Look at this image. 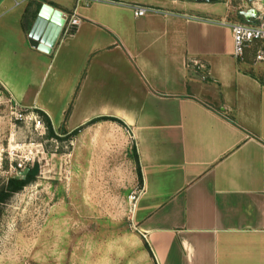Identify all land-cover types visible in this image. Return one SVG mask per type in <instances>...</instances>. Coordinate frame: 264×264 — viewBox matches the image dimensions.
<instances>
[{
	"label": "crops",
	"instance_id": "crops-1",
	"mask_svg": "<svg viewBox=\"0 0 264 264\" xmlns=\"http://www.w3.org/2000/svg\"><path fill=\"white\" fill-rule=\"evenodd\" d=\"M263 1L0 0L7 100L75 134L90 167L133 144L150 264H264V65L256 43L235 57L230 27ZM44 4L66 20L50 54L28 42Z\"/></svg>",
	"mask_w": 264,
	"mask_h": 264
},
{
	"label": "rangeland",
	"instance_id": "rangeland-1",
	"mask_svg": "<svg viewBox=\"0 0 264 264\" xmlns=\"http://www.w3.org/2000/svg\"><path fill=\"white\" fill-rule=\"evenodd\" d=\"M246 3L230 0L234 11ZM5 94L0 86V190L26 168L40 169L0 204V264H107L111 255L150 264L132 217L141 190L133 144L90 167L86 153H73L75 134L48 137L42 117Z\"/></svg>",
	"mask_w": 264,
	"mask_h": 264
},
{
	"label": "water",
	"instance_id": "water-1",
	"mask_svg": "<svg viewBox=\"0 0 264 264\" xmlns=\"http://www.w3.org/2000/svg\"><path fill=\"white\" fill-rule=\"evenodd\" d=\"M199 4H211L221 0H189ZM248 3L253 4L257 0H247ZM239 16L243 18L246 23H253L258 17V11L255 8H250L247 11H240ZM66 20L63 13L53 7L44 4L39 10L37 18L28 34V42L31 48L40 52L50 54L56 45ZM29 173V168H26L22 177L25 178Z\"/></svg>",
	"mask_w": 264,
	"mask_h": 264
},
{
	"label": "built area",
	"instance_id": "built-area-1",
	"mask_svg": "<svg viewBox=\"0 0 264 264\" xmlns=\"http://www.w3.org/2000/svg\"><path fill=\"white\" fill-rule=\"evenodd\" d=\"M147 11L148 9L146 7H138L135 10V16L142 17ZM78 22L77 19L71 18L68 22V26H75ZM65 25L63 28H66ZM230 27L233 34L235 57L243 59L245 50L251 44L256 43L258 49L254 56V65H264V3L259 9L257 19L253 23H232ZM19 117L23 118L22 113H20ZM19 168H22V165H20ZM138 197L139 194L132 196L131 201L137 203Z\"/></svg>",
	"mask_w": 264,
	"mask_h": 264
},
{
	"label": "trees",
	"instance_id": "trees-1",
	"mask_svg": "<svg viewBox=\"0 0 264 264\" xmlns=\"http://www.w3.org/2000/svg\"><path fill=\"white\" fill-rule=\"evenodd\" d=\"M37 6L39 8V5H37ZM26 19H27V16H26ZM36 112L43 119V123L46 127L48 137L57 138V134L55 133V131L53 129V126H52L50 119L44 113H42L40 111H36ZM102 120H110V121H114V122H118V123L122 124L120 121H118L114 118H102ZM95 121H92V122H95ZM135 162L137 165L139 182L142 185L141 169L139 166V161H138L136 150H135ZM39 169H40L39 165L35 164L33 167H29V173L27 174V176L25 178H21V177L11 178L7 182L6 186L0 190V204L6 203L14 194L22 191L26 186H28L30 183H32L36 179V177L39 173Z\"/></svg>",
	"mask_w": 264,
	"mask_h": 264
}]
</instances>
